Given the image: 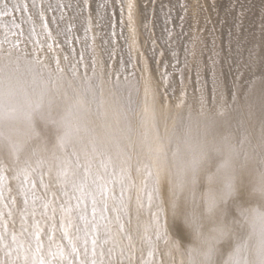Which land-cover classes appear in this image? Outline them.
<instances>
[{"label": "snow or ice", "instance_id": "obj_1", "mask_svg": "<svg viewBox=\"0 0 264 264\" xmlns=\"http://www.w3.org/2000/svg\"><path fill=\"white\" fill-rule=\"evenodd\" d=\"M116 3L117 0H112L113 9ZM148 4L152 5L153 10L159 7L163 20L162 35L156 36L153 31L156 18L148 19L144 28L151 44L140 55L173 70L171 78L167 72L162 74V80L168 86L175 80L176 72H179L181 84L186 73L194 74V90L199 93L201 107L211 95L212 100L217 102V107L213 109L215 116L224 117L227 104L221 102L225 93L228 91L233 98L235 93L227 87L225 58L216 50L215 42L213 47L207 48V59L204 58L207 45H203L198 51L191 52V61L189 49L185 48L184 59L181 60L176 50L180 33H175L172 26L175 20L172 12L177 7L186 9L187 5L180 0H147L144 7L147 8ZM120 5V23L123 24V0H120ZM134 7L133 0H128L130 22ZM108 8V0H76L75 3L72 0L59 3L58 0L55 8L49 3L46 10L67 9L71 13L66 18L61 11L59 20L55 17L52 19L51 22L57 24L55 36L45 18L46 10L39 9L36 0H32L31 6L27 0H0V21L12 17L11 26L21 29L14 13H28V20L32 22L30 33H35L38 20L47 40L53 41H45L49 51L54 50V45L62 48L74 41L81 42L73 32L77 24L84 26L85 47L94 49L97 34L103 33L100 37L101 53L107 57L102 61L104 74L114 75L122 65L127 70L131 58L124 61L121 57L109 71L108 62L117 56V45L112 39L117 35V25L113 16L108 14ZM179 19V26L183 28L185 18L181 16ZM65 21L66 26L61 27V22ZM89 32L93 33L91 45L88 43ZM18 34L23 36V30ZM61 36L63 41H58ZM157 41L161 42L158 44ZM35 43L40 45V41ZM104 45H111V48ZM18 47L19 41L12 45V49ZM74 51V48L70 49L69 55ZM30 55L26 54L25 58ZM69 55L63 59L69 60ZM79 55L83 60V53ZM13 57L12 50L0 49V122L5 115L14 120L22 117L24 126L20 132L21 138L17 140L0 131V264H176L174 252L186 253V264H264V42L260 56L262 87L259 114L256 112L254 91H250L249 102L235 125L228 119L213 121L217 128L227 132L222 142L227 147L228 159L218 163L203 149L194 150L192 158L182 165L178 177L172 180L167 176L163 163L166 159L163 141L157 136L158 172L153 177L152 172L148 171L144 186L136 195L135 227L132 226V198L129 195L127 203L124 199V177L127 175L131 179L130 157L120 160L121 165L128 164V167H120L117 181V164L110 154L114 149L119 159L124 153L122 141L128 138L126 132L130 131V122L126 129H120L119 113H116V126L106 121L100 130L74 123L70 117L88 111L84 96L90 89H85L83 94L77 93L75 102L65 107L67 92H61L60 84L55 89L45 86L35 100L26 98L25 106L6 111L15 94L11 86L7 89L4 87V68L13 62ZM20 59L21 56L15 54V62ZM53 59L57 70L63 72L60 57ZM28 62L42 63L38 54ZM96 63L93 56L92 65ZM255 64L256 61L252 59L247 63V69L251 71ZM116 91L119 93L120 89ZM257 123V143L251 153L244 152L243 161H240L238 145L243 146L249 130L255 128ZM233 127L235 132L232 131ZM190 131L189 127L182 141L179 136L176 137L178 145L181 142L189 145ZM236 133L243 137H236L238 144L231 142ZM252 153L259 155L261 164L260 179L255 183L251 179L252 169L248 163L254 159ZM233 160L240 162L233 163ZM97 161L99 169L94 172ZM136 170L139 171L138 168ZM148 178H151V188L147 207L151 219L143 226L141 246L137 247L133 232L139 230L145 207L140 193L149 189ZM254 200H259L258 207L253 206ZM153 206L156 211H152ZM181 207L186 209L183 215L192 233L190 246H185L183 237L178 241L169 236L167 220L165 225L160 224L161 212L166 217L169 214L175 217L180 214ZM124 216L128 217L126 222ZM257 219L261 228L258 239L253 241ZM114 223L121 239L127 241L126 245H119L118 252L115 246H109L115 243ZM153 225L156 240L163 239L165 248H158L152 241L149 231ZM144 244L149 248L146 255ZM181 264L185 262L181 261Z\"/></svg>", "mask_w": 264, "mask_h": 264}, {"label": "bare ground", "instance_id": "obj_2", "mask_svg": "<svg viewBox=\"0 0 264 264\" xmlns=\"http://www.w3.org/2000/svg\"><path fill=\"white\" fill-rule=\"evenodd\" d=\"M147 0H139L133 9V19L130 22L128 18L127 4L128 0H123L124 15L123 24L120 23V0H117L116 7H111L112 0H108V14L113 16L116 23V36L112 39L116 42L117 56L108 62L109 71H112L115 65L122 57L127 64V70L122 65L119 71L114 75L104 74L103 60L106 55L101 53V35L98 33L95 40V47H85L84 26L77 24L73 32L80 37L81 42H73L71 45H63L62 48H56L49 51L45 41L47 40L41 23L37 20L35 23V33H30L32 22L28 20V13L15 12L16 23L21 25L24 32L23 36L18 33L21 29H15L11 26L12 17L4 18L0 21V49L4 51L12 50L14 53L13 62L8 63L4 68L3 83L5 89L11 86L15 99L7 110L13 107H23L26 104V98L35 100L40 90L47 86L55 89L58 84L62 85L61 92H67L65 107L75 102L77 93H84L85 89H90L84 96L85 106L88 111L84 114H76L70 117L74 123L79 122L87 127L100 130L101 125L106 121L115 125V114L119 113L120 129H126L130 122V131L126 132L127 139L122 141L125 151L118 159L116 152L110 153L116 161L117 181H119L120 167L127 168L131 165V179L125 175L124 177V199L128 202L129 195L132 198L133 222L132 226L137 225L135 219L136 195L143 188L147 173L150 170L153 177L158 172L157 150L159 141L157 136L163 141L164 153L166 159L163 161L167 176L175 180L178 177L183 164L187 163L193 155L194 150L203 149L212 155L218 163H224L228 159V150L222 142L227 132L217 128L216 121L225 119L231 120L235 125L239 114L245 109L249 102L248 93L254 91V100L256 104V112L259 114L260 103V56L261 45L264 42V0H180L186 4V9L177 7L172 16L175 18V33H180L179 45L176 50L180 55V59H184V49H189V60L191 61V52L198 51L203 45H207L204 50V58L207 59V48L213 47L220 52L221 57L225 58L224 71L227 75V87L235 97L225 93L224 101L227 108L224 117H216L213 111L217 107V102L212 100L209 95L207 102L201 107L199 103V93L195 92L194 74H185L183 84L180 83L179 72L175 73V80L171 86H168L162 80V74L168 73L169 78L172 77L173 70L165 68L162 64L155 63L152 59H147L140 55L145 49L150 47L151 42L147 39L148 32L144 28V24L148 19L156 18L157 23L153 26L156 36L162 35L163 20L162 14L157 6L155 10L151 4L147 8L144 7ZM31 6L32 0H27ZM68 0H59V3H67ZM73 3L76 0H72ZM99 2V0H98ZM51 3L55 8L58 0H36L39 9L46 10L48 4ZM63 11L67 18L71 13L67 9H57L56 11L46 10L45 18L49 21V29L53 30V36L56 35V23H52L55 17L59 20ZM183 16V28L179 25ZM66 26V21L61 22V27ZM107 31V29H106ZM13 33H17L13 35ZM93 33H88V43L92 44L91 37ZM166 35V34H163ZM155 38V37H154ZM63 37H59L58 41H63ZM19 41L18 49H12V45ZM35 41H40V45ZM161 41H157L159 44ZM47 43H53L47 40ZM43 45V48H41ZM105 48H111V45H104ZM74 48L75 51L69 55V50ZM162 50V49H158ZM80 53H83V60H80ZM15 54H19L21 59L15 62ZM26 54H31L25 58ZM39 55L41 64L29 63L34 57ZM69 55V60L63 57ZM150 56V53L148 54ZM60 57V68L63 72L57 70L54 57ZM95 56L97 63L92 65V59ZM157 59H160L157 57ZM252 59L256 61L251 71L247 69V63ZM80 60L79 63L77 61ZM7 63V61H5ZM182 67V65H181ZM142 69H144L142 71ZM235 80V83L233 81ZM157 86L159 91L157 92ZM117 88L120 92L117 93ZM167 88V91H166ZM130 94V95H129ZM155 97V98H154ZM2 127L5 136L11 137L13 140L20 139V132L23 129L24 122L21 117L19 120L10 119L7 115L3 118ZM190 127L189 145L177 142L176 137L179 136L181 141L184 139L185 131ZM235 132V128L232 129ZM236 137L239 133L231 138L232 143L238 144ZM259 137V124L255 128L249 130L247 139L242 147H239L240 161H243L244 152H252V147L256 145ZM243 138V137H239ZM250 141V142H249ZM179 147V150H178ZM254 159L250 160L249 166L252 169L251 179L255 183L260 179V157L252 153ZM130 160L128 164H120V160ZM240 161L233 160V163ZM139 169L137 171L136 169ZM99 169V162H96L94 172ZM111 171V166L109 168ZM102 171V170H101ZM149 180V189L141 192V198L145 205L143 214L139 221L138 232H133L134 242L137 247L141 246L140 236L143 235V226L150 222L148 212V191L151 188V178ZM117 195H119V183H117ZM253 206H259V200L253 201ZM152 211H156L153 206ZM186 211L183 207L179 209L177 216L167 217L163 212L160 213V224L165 225L167 220L168 234L173 239L183 237L185 246H190L192 240L191 229L188 227L183 213ZM128 219L123 217L124 222ZM247 226V225H246ZM261 224L257 219L255 222V231L253 233V241L258 239ZM251 230V229H249ZM149 235L155 243V227L150 229ZM114 244L117 252L119 245H126L127 241L121 239L120 233L113 226ZM164 241L163 239H161ZM145 255L149 250L148 245H143ZM161 248H165V244ZM176 264L181 261L187 262L186 253L174 252Z\"/></svg>", "mask_w": 264, "mask_h": 264}, {"label": "rangeland", "instance_id": "obj_3", "mask_svg": "<svg viewBox=\"0 0 264 264\" xmlns=\"http://www.w3.org/2000/svg\"><path fill=\"white\" fill-rule=\"evenodd\" d=\"M134 2H135L136 4H138V3H139V0H134ZM146 2H147V1H146ZM181 238H182V237H179V238H177L176 240L179 241V240H181ZM163 242H164V241L159 240V241H157V242H155V243L157 244V247H158V248H161L162 245H163Z\"/></svg>", "mask_w": 264, "mask_h": 264}]
</instances>
